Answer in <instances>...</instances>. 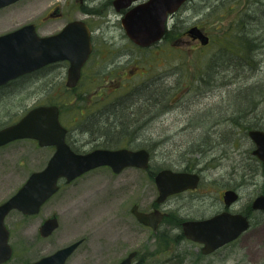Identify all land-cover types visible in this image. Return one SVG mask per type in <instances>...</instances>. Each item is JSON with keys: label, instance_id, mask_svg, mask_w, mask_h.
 Listing matches in <instances>:
<instances>
[{"label": "rangeland", "instance_id": "1", "mask_svg": "<svg viewBox=\"0 0 264 264\" xmlns=\"http://www.w3.org/2000/svg\"><path fill=\"white\" fill-rule=\"evenodd\" d=\"M240 1L192 0L177 13L176 18L171 19L170 24H175L172 27L175 31L170 38L160 42L154 50L138 51L126 44L124 46L127 48L124 49L122 45L116 61L120 66L113 70L114 75L118 72L122 75L116 78L108 75L107 69L95 68L89 63L84 79L69 97L73 99L82 93L83 101L63 109L64 121L71 128L70 139L80 147L79 152L90 151L100 144V139H95L94 134L91 135L88 130L82 132L80 127L84 114L92 115L100 109L108 111V106L117 100H126L125 107L128 103L136 104L138 94H129L133 90L135 92L140 84L154 78L156 84L161 82L169 86L170 94L166 105L164 101L158 107L160 112L149 120V132L156 137L169 136L166 145L159 147L157 155L152 158V168H155L156 173L158 166L175 164L182 159L197 162L199 154L186 155L188 159L180 154L188 142L195 138L194 126L207 122L206 127L212 131V128L220 127V118L226 116L227 120L230 116L226 111V87L237 73L229 72L228 76L220 80L218 74L214 83L205 82L202 76L210 70V59L219 50V34L238 29L235 27L238 15L234 10L238 5L236 2ZM57 4L62 14L52 17L50 13ZM243 8L244 4L241 5ZM85 9L76 0H23V12L16 9L12 23L0 22V32L33 22L40 35H50L74 19L101 22L99 16L87 15ZM111 15L115 19L114 13ZM193 23L200 24L206 30L210 37L208 45H202L200 41H188V36L182 33ZM107 34H115L113 27L107 29ZM106 50L108 54L110 50ZM262 68L261 75H264V61ZM211 70L218 71V66H213ZM59 79L65 84V68L59 72ZM206 79H209L208 76ZM41 81L35 84L23 81V102L16 95L0 100V117L16 112L20 116L23 113L22 104L28 107L38 103L48 104L49 99L58 96L56 86L46 90V93L42 92ZM100 93L101 96H98ZM212 109L214 116L206 118L205 114L208 113L205 111L210 110L211 113ZM259 109L264 111V103ZM80 111L84 114L80 115ZM106 111L101 112L93 123L109 119ZM89 120H92L91 117ZM232 126L223 123L221 127L225 133L237 129L236 146L214 149L205 158L201 155L199 166L202 168H199L202 170H197L198 167L192 170L201 175L199 186L168 199L165 209L169 215L158 230L141 224L132 213L135 204L142 210H148L154 204L158 196L155 173L150 175L146 170L135 167L114 173L110 167L102 166L63 185L38 215L24 218L18 211L10 213L7 224L11 230L10 241L15 256L7 264H27L80 238H84V242L67 264H116L134 249L138 250L136 260L139 264H264V213L253 214L248 230L235 241L207 256L202 255L198 244L185 239L182 233L184 216L215 213L222 204L211 206L210 202L227 188L240 186V200L233 206L234 210L246 208L252 198L264 193V174H253L256 165L246 151L248 148L253 149L254 143L243 131ZM123 147L132 148L126 143ZM53 151V147H42L34 139H20L0 147V203L15 193L33 171L43 169ZM170 168L178 170L176 166ZM52 213L59 215L60 225L51 236L43 238L39 235V225L42 219Z\"/></svg>", "mask_w": 264, "mask_h": 264}, {"label": "water", "instance_id": "2", "mask_svg": "<svg viewBox=\"0 0 264 264\" xmlns=\"http://www.w3.org/2000/svg\"><path fill=\"white\" fill-rule=\"evenodd\" d=\"M16 0H0V6ZM187 0H149L134 7L124 18L128 35L140 45L159 41L166 30L169 15L175 13ZM189 32L207 44L209 37L199 27ZM92 50L91 31L85 22L75 20L67 23L55 34L40 35L35 23H28L6 35L0 36V85L22 74L30 73L47 64L69 60L67 86L75 87L81 77L82 68ZM68 129L60 120V108L56 104H40L30 108L16 122L0 128V146L19 139H34L42 147L53 146V154L46 166L33 171L27 180L5 201L0 203V263L12 255L9 242L10 231L5 223L7 215L18 210L25 214L38 213L58 190L59 181L70 182L99 166H110L120 173L127 167L147 169L151 154L146 148L99 147L88 152H77L67 142ZM248 135L254 143L253 154L264 161V129H251ZM198 172L159 170L154 180L158 189L156 201L164 202L170 195L198 187ZM227 206L239 198V192L228 188L223 193ZM254 209L264 210V193L255 197ZM132 213L146 225L157 229L164 213L156 209L151 212L132 207ZM183 231L187 238L203 243V252L211 253L218 247L236 239L250 227L249 217L243 213L222 211L202 220H186ZM59 227L58 215L46 219L40 232L51 235ZM82 240L75 241L31 264H64ZM136 251H132L119 264H133Z\"/></svg>", "mask_w": 264, "mask_h": 264}, {"label": "trees", "instance_id": "3", "mask_svg": "<svg viewBox=\"0 0 264 264\" xmlns=\"http://www.w3.org/2000/svg\"><path fill=\"white\" fill-rule=\"evenodd\" d=\"M221 1L224 2L225 0ZM236 3L238 5L234 12L237 13L238 18L235 20V27L237 26L238 29H235V31L233 29L227 32L223 31V33H220L222 35L219 34V50L210 59L209 66L211 70L213 66L217 65L218 71L211 70L212 73L209 75L210 70H208L202 76L205 82L214 83L218 79V74H220V80L228 76L229 72L233 71L237 73V75L233 74L235 79L231 80L228 83L229 86L226 87L228 91L226 92L228 96L226 111L230 116L227 120L225 118L226 116L223 119L220 118L219 123L221 125L215 131H210V128L206 127L207 122L194 126L193 129L196 132V136L193 140L189 141L194 142L192 144L188 142L184 148L185 150L180 152V154L186 159H188L186 155L199 154L200 157L197 158V162H191L189 159L184 161L182 159L181 161L184 162L178 161L175 164L161 165L157 167V170L172 166L188 171L195 170L197 167V170H202V166H199V160L202 157L205 158L212 150L217 148L221 149L222 146H236L238 139L237 129L225 133V130L221 127L223 123L233 124L234 126L232 127L239 128L246 136H248V131L251 129H264V111L259 109L260 105L264 103V75H261L264 61V1L241 0ZM243 4L245 8L241 9V5ZM55 70L56 68L53 67V64L46 65L37 71L23 75V81L35 84L42 80L40 86L43 87L42 92L44 93H46V90L49 91L55 86L58 87V96L62 98L55 96V98L49 99L48 104H56L60 107L61 121L68 128L67 141L73 149L80 151V147L70 139L71 128L64 121L63 109L69 106L73 107L74 104H79L83 101L84 96L81 93L78 97L70 99V94L79 85L75 88H68L63 82L54 78ZM207 76L209 78L208 80L206 79ZM136 93L139 97L136 100V104L138 105L132 102L128 103L125 107L124 102L126 100L120 102L117 100L111 103V106H108V111L106 112L109 114V119H102L100 123L98 120L94 124L93 120L99 118L101 112H104V110L100 109L98 112L96 111L97 113L93 112L92 115L84 114L80 111V115L84 114L82 117L83 123H81L80 128H82V132L88 130L91 135L94 134L95 139H100L99 147L117 148L126 143V145L132 148L148 149L151 153L152 160L157 155L156 151L160 149L159 147L166 145L169 136L156 137L153 133L145 131V127L150 124L143 123L149 120L148 116L151 119L157 112H160L158 107L163 105L164 101V105H166L170 92L167 86L161 82L157 84L155 82L154 89L149 87L148 82H145L140 84L135 89V92L133 90L129 96H133ZM22 105V114L31 108L26 104ZM211 111V113L210 110L205 111L208 113L205 114V117L214 116V110L212 109ZM19 114V112H16L15 114H7L4 118L0 117V128L18 120L21 116ZM89 117L92 120H89ZM143 120L145 121L140 124ZM246 151L249 159L256 165V168L253 169V174H264V161L259 160L253 155L252 148H248ZM150 171L152 174L155 173V168L153 169L151 164ZM239 187L233 186L236 189Z\"/></svg>", "mask_w": 264, "mask_h": 264}, {"label": "flooded vegetation", "instance_id": "4", "mask_svg": "<svg viewBox=\"0 0 264 264\" xmlns=\"http://www.w3.org/2000/svg\"><path fill=\"white\" fill-rule=\"evenodd\" d=\"M76 1L79 3V5L81 7H84V6L86 7L85 12L87 13V15H97L101 19V22H100V20H98L99 22H92L90 20L88 21V20H85V19H74V20H71V21L81 20V21L85 22L86 25L89 27V29L91 31L92 50H91V53H90V55H89V57H88L85 65L82 68V74H81V78H80V82H79V84H80L82 82V80L84 79V74L87 71L86 67L88 66L89 63H91V65L94 66L95 68L107 69L108 70L107 74L108 75L115 76L114 78H116L119 75H122L121 72H118V73H116L114 75V71H113L114 69L116 70V68L118 69V67L120 66V65H118V63L116 61L119 58L120 51L122 50V45H123L124 49L127 48V47L124 46V44H126V46H129L131 48H135L138 51L152 50V49L154 50L155 46H157L158 44H160V42L162 43L164 41H167L170 38V35L173 34V32L175 31V29L172 28V27L175 26V24H173V26H171V24H170L171 23V19L176 18L177 17V13L181 9L185 8V6L187 4H189L192 0H187L181 6V8L177 12H175L174 14L171 15V17L169 18V20L167 22L166 30H165V33H164L163 37L159 41L154 42V43H152L150 45H140V44L136 43L128 35V33L126 31V28H125V25H124V18L126 17L127 13H129L134 7H136V6L140 5V4L146 3L149 0H76ZM18 8L20 9V11L23 12V0H16V1H13L11 3H8V4H5V5L0 6V22L5 23V24H8L11 21V23H12V20H14V18H15V16H14L15 15V10L18 9ZM96 8H98V9H96ZM113 13H114L115 19L111 15ZM61 14H62L61 7H60L59 4H57L56 6H54V9L50 13V16H52V17H60ZM71 21H68L67 23H69ZM1 26H4V24L1 25ZM22 26H23V24L21 26L14 27V28H11V29H7V30H5L3 32H0V36L6 35V34L12 32V31H15L16 29H18V28H20ZM64 26L60 30H58L57 32H55V33L60 32L64 28ZM110 26L113 27L114 32H115V34L114 35H111V36L107 34V29ZM195 26L201 28L203 31H205V33H207L206 30L202 26H200V24H198V23L190 24L189 27L186 30H184V32H182V33H184L186 36H188V39H187L188 41H200V43H201V40L198 37H194L189 32V30L192 27H195ZM36 28H37V25H36ZM55 33H53V34H55ZM108 45H110V48L108 47ZM106 49H109L110 50L108 52V54H107V50ZM113 53L114 54L116 53L115 56H113ZM127 53H130V51H127ZM110 55H111V57H110ZM106 59L107 60H110V61H106ZM104 61H106V62H104ZM51 64H53V67L56 68L55 73H54V78L57 79V80L59 79V72L63 68L66 69V81H65V84H64V85H66V82H67V72H68V68L70 66L69 60H67V59H65V60H59V61L53 62ZM123 79H125V78H121V80H123ZM59 81H60V79H59ZM148 85H149V87H151L152 89H154V87H155V79L154 78L153 79H149L148 80ZM123 86H126V85L124 84ZM167 89H168V91H170L169 90L170 89L169 86H167ZM101 94L102 93L98 94V96H101ZM9 95L10 96H15L16 95L19 98V101L23 102V74L20 75V76H18V77H16V78L10 79L7 82H5V83H3V84L0 85V100H3L5 98H7ZM104 111H106V110H104ZM148 119L150 120V118H148ZM149 120H147L146 122H144V124H146V123L151 124V122ZM149 129L150 128L148 126L145 127V131L149 132ZM216 129H217V127H214V128H212V131H215ZM99 167H102V166H99ZM107 167H110V166H107ZM96 168H98V167H96ZM96 168H94V169H96ZM135 168H137V167H135ZM139 169H143V168H139ZM91 170H93V169H91ZM111 170L113 171L112 168H111ZM143 170H146L147 172H149L150 175L152 174L151 171H150V166L147 169H143ZM174 170H176V169H174ZM178 170H181V169H178ZM114 173H116V172H114ZM155 174H154V176H155ZM81 176H79V177H81ZM79 177H77V178H79ZM76 179H74V180H76ZM74 180H72L70 182H67L64 178H61V180L59 181V191H60V189H61V187L63 185L70 184ZM192 190H195V189H188V190H185L183 192L192 191ZM183 192H179V193L170 195L162 203H158L156 201V199H155V202L152 205V207L150 209H148V210H143V211H145V212H151V211H154L156 209L161 210L164 213L163 219L160 222V224H161L164 221V219L166 218V216L169 215V213L165 209V204L168 201V199L170 197L174 196V195H177V194H180V193H183ZM223 193H224V191L222 193H219V195L216 196V197H214V200L212 202H210V205L211 206H214L217 203L222 204L221 207L218 208L215 213H213L211 215L201 214V215L196 216V217L188 216V215L184 216V219L181 222V227H182V233H183V236L185 237V239L187 237L184 234L183 225L182 224L186 220H202V219L210 218V217L214 216L215 214H218V213H220L222 211H231L233 213H237V212L243 213V214L247 215L249 217V219L252 221V215L253 214H255L256 212L264 213V210L254 209L252 207V203H253L254 198H252L251 201L249 202V204L246 205V208H244V209L242 208L240 210H234L233 209V206L240 200V197L234 203H232L230 206H227L226 205V202H225V199H224ZM55 195H53V196H55ZM135 205H138V204H135ZM43 206L41 207L40 211L38 213H35V214H25V213H22L21 211H18V210H15V211L20 212L23 215L24 218H28V217H31V216L38 215L41 212ZM139 210H142V209H140V207H139ZM54 214H57V213H52L51 215H49V216H47V217H45L44 219L41 220V223H40L39 228H38L39 235L41 237L47 238V237L51 236L57 230L56 229L51 235H49L47 237L42 236L41 235V232H40V228H41L43 222L46 219H48L49 217H51L52 215H54ZM9 215H10V213H9ZM9 215H7V217ZM7 217H6V224H7ZM58 219H59V225H60L59 215H58ZM136 219H137V217H136ZM141 224H143V225L151 228L152 230H158V228L160 226V224H159L158 228L157 229H154L150 225H146L144 223H141ZM7 227L9 228L8 224H7ZM9 231H10V238H11V230H10V228H9ZM10 238H9V242L11 244ZM187 239L190 240V241H192V242H195L196 244H198L199 247H200V252L204 256L214 254L220 248H222V247L230 244V243L225 244V245L217 248L215 251H213L211 253H204L203 252V246H204L203 243L197 242V241L192 240V239H189V238H187ZM78 240H82L81 243L78 245V247H79L84 242V238H80ZM78 240H76V241H78ZM71 243H73V242H71ZM71 243H69V244H71ZM69 244H67V245H69ZM67 245H64L62 247H65ZM11 246H12V249H13L12 250L11 257L8 260H6V261H4V262H2L0 264H7L8 262H10L12 260V258H14V256H15V249H14V247H13L12 244H11ZM62 247H60V248H62ZM78 247L75 249V251L78 249ZM60 248H58V249H60ZM132 251H136V255L133 257L132 263L133 264H139V262L136 260V258L138 256V250L134 249ZM132 251H130L129 253H131ZM54 252H52V253H54ZM52 253H50V254H52ZM129 253L126 256H124L120 261H118L116 264H119L124 258H126L129 255ZM50 254H47V255H50ZM72 254L67 258V260L65 261L64 264H67L68 260L72 256ZM47 255H44V256L36 259V260L30 261L27 264H31L33 262L39 261L40 259H42L43 257H45Z\"/></svg>", "mask_w": 264, "mask_h": 264}]
</instances>
